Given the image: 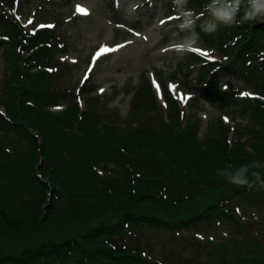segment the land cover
Masks as SVG:
<instances>
[{"label": "trees", "instance_id": "16d2710c", "mask_svg": "<svg viewBox=\"0 0 264 264\" xmlns=\"http://www.w3.org/2000/svg\"><path fill=\"white\" fill-rule=\"evenodd\" d=\"M179 1L190 9L196 2L207 3L204 12L192 10V22L186 28L193 27L204 41L220 47V58L184 56L188 71H197L193 79L197 96L232 112L233 126L214 117V132L203 138L168 89L162 90L165 121L158 128L149 125L144 117H150L158 103L145 75L133 87L131 126L106 124L92 107H78L73 94L72 105L67 103L61 113L51 112L68 95L53 82L54 50L63 48L54 33L47 29L44 35L38 31L31 35L12 29L14 43L0 39L1 60L10 79L0 122L15 136L5 148L0 144L7 205L5 212L0 210V222L13 234L52 226L36 238L19 240L13 235L0 240V264H159L137 248L134 236L141 227L171 232L221 219L223 206L216 202L192 204L200 189L214 188L237 174L246 178L245 173L254 172L251 183L264 176V101L241 98L230 88L240 74L264 98V23L219 24L213 14L217 0ZM6 18L0 10V37L11 29ZM212 24L217 29L205 32ZM20 49L30 51L28 56L20 55ZM221 76L227 78L225 88L220 86ZM140 112L142 118L136 116ZM236 115L245 118L238 122L240 126L235 125ZM235 131L241 134L234 135ZM36 152L42 155L40 161ZM30 159L40 162L56 197L47 199L49 187L34 174L14 178L13 173L28 170L26 160ZM106 162L118 170H104ZM23 185L28 194L22 191ZM250 188L244 185L235 191L245 193ZM19 224L25 228L18 230ZM258 248L254 256L237 255L233 260L220 256L216 264H264V250Z\"/></svg>", "mask_w": 264, "mask_h": 264}, {"label": "rangeland", "instance_id": "374dc122", "mask_svg": "<svg viewBox=\"0 0 264 264\" xmlns=\"http://www.w3.org/2000/svg\"><path fill=\"white\" fill-rule=\"evenodd\" d=\"M78 5L85 8L84 13L76 12ZM206 6V2H196L194 8L190 9L183 7L179 0H0V10L7 16L5 20L9 22L8 26H11L7 35L0 39L14 43L10 39L12 29H16V33L31 35L36 31L44 35L47 29L54 33L55 41L63 48L56 47L54 50L53 82L68 95L67 100L51 107V112L61 113L67 103L72 105L70 94H73L78 107H92L106 124L114 127L131 126L134 116L129 105L133 87L145 75L158 103L156 110L149 113L151 116L144 117L149 125L158 128L165 121L166 106L162 90L168 89L180 101L188 121L197 125L198 137L203 138L214 132L211 126L214 117L221 119L224 125L233 126L229 119L232 112L221 110L197 96L198 90L193 82L197 71L193 68L189 72L183 63L184 56H205L209 59L221 57L220 47L215 42L204 41L193 27L186 28L192 22V10L204 12ZM216 6L220 4L217 2ZM245 7L246 4L242 3L234 24L244 21ZM244 22L264 23V18ZM181 43L197 45L181 46ZM117 45L123 47L113 51ZM29 52L19 50V54L24 57ZM261 55L260 52L257 59ZM226 79L222 76L219 79L223 88L226 87L223 85ZM9 81L8 70L4 68L0 55V116L3 117L5 109L1 104L4 103V90L6 96ZM230 88L234 93L238 91L241 98L264 101L240 74L232 79ZM143 115L140 112L136 116L142 118ZM235 120H238L235 125L240 126L238 122L242 123L245 118L237 116ZM27 129L34 137H38L34 129ZM240 134L234 133L237 136ZM14 140L15 136L5 127V122H0V144L5 148ZM36 156L39 161L42 159L39 152H36ZM2 158L6 159L4 152ZM26 164L28 170L13 173L14 178L18 181L34 174L49 187L47 199L56 197L50 189L49 176L40 170V162L34 163L30 159L26 160ZM104 170L114 173L118 166L106 162ZM244 175L246 178L243 179L252 185L251 188L247 186L250 189L245 190V193L236 192L235 189L244 185L233 184L229 178L214 188L200 189L195 196L192 202L195 207L215 202L223 206L224 211L219 213L221 219H209L195 227L171 232L162 228L141 227L134 236L140 254L159 264H216L222 260L220 256L233 260L237 255H256L258 247L264 250V176L251 183L254 172ZM22 191L28 194V187L23 185ZM225 194L228 197L224 198ZM6 208L3 165L0 167V210L5 212ZM64 227L62 224L61 228ZM23 228L19 224L18 230ZM51 229L52 226L48 225L35 233L23 230L13 234L5 229V223L0 222V240L13 235L19 240L36 238L40 232Z\"/></svg>", "mask_w": 264, "mask_h": 264}, {"label": "clouds", "instance_id": "9594fccd", "mask_svg": "<svg viewBox=\"0 0 264 264\" xmlns=\"http://www.w3.org/2000/svg\"><path fill=\"white\" fill-rule=\"evenodd\" d=\"M217 2L220 4V6L213 9V14L219 24L232 25L233 23H236V16L241 11L242 3L246 4L242 20L250 21L257 20L258 18H264V0H217ZM216 29L217 25L212 24L209 27H206L204 31L211 33L214 32ZM189 45L196 46L197 44L181 43V46ZM244 170L246 169H242L241 171ZM255 175L257 177L259 176L258 173H255ZM230 182L241 186H252L247 179L241 178L240 174H237V176L233 177Z\"/></svg>", "mask_w": 264, "mask_h": 264}, {"label": "snow or ice", "instance_id": "6c2138e0", "mask_svg": "<svg viewBox=\"0 0 264 264\" xmlns=\"http://www.w3.org/2000/svg\"><path fill=\"white\" fill-rule=\"evenodd\" d=\"M78 10L81 11V12L85 11V9H83V8H78ZM168 19H173V18L169 17ZM29 23H31V21H29ZM161 23H164V21H161ZM137 35H139V33H137ZM120 47H123V45H117L116 48L113 49V51L118 50ZM194 51H199V50L198 49H194ZM244 95H251V94L245 93Z\"/></svg>", "mask_w": 264, "mask_h": 264}, {"label": "bare ground", "instance_id": "6f19581e", "mask_svg": "<svg viewBox=\"0 0 264 264\" xmlns=\"http://www.w3.org/2000/svg\"><path fill=\"white\" fill-rule=\"evenodd\" d=\"M80 5L76 6V7H79Z\"/></svg>", "mask_w": 264, "mask_h": 264}, {"label": "water", "instance_id": "95a60500", "mask_svg": "<svg viewBox=\"0 0 264 264\" xmlns=\"http://www.w3.org/2000/svg\"><path fill=\"white\" fill-rule=\"evenodd\" d=\"M1 113V112H0ZM2 114V113H1Z\"/></svg>", "mask_w": 264, "mask_h": 264}]
</instances>
